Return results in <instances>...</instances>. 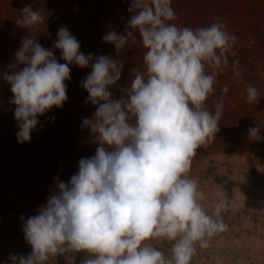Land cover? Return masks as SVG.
Here are the masks:
<instances>
[{"label": "clouds", "instance_id": "9594fccd", "mask_svg": "<svg viewBox=\"0 0 264 264\" xmlns=\"http://www.w3.org/2000/svg\"><path fill=\"white\" fill-rule=\"evenodd\" d=\"M128 11L124 33L102 36L118 50L138 33L146 49L143 70L132 69L120 98H112L110 88L120 80L124 63L80 52L66 26L53 44L64 63L26 36L15 52V63L23 67L3 75L15 106L18 143L31 140L39 116L66 102L69 64L91 66L81 86L86 103L96 106L82 121L97 145L95 155L81 158L68 183L58 182L38 214L24 220L31 253L10 255L12 264H46L65 253H72V260L83 253L80 264H191L198 249H208L227 229L226 200L209 212L202 203L208 197L189 173L197 150L219 130L223 99L214 111L205 101L215 93L216 78L229 65L238 38L223 22L195 29L169 23L176 16L172 0H131ZM41 23L44 17L31 4L16 20L28 30ZM231 65L239 77V61ZM246 94L249 103L262 95L252 85ZM259 132L257 126L248 129L250 137L259 139Z\"/></svg>", "mask_w": 264, "mask_h": 264}, {"label": "rangeland", "instance_id": "374dc122", "mask_svg": "<svg viewBox=\"0 0 264 264\" xmlns=\"http://www.w3.org/2000/svg\"><path fill=\"white\" fill-rule=\"evenodd\" d=\"M60 1L43 0L49 6L45 8V21L53 19L57 30L62 25L71 28L78 41L81 40L78 34H85L84 22L89 25L91 17L100 16L101 22L93 34L96 47L90 52L80 51L94 58L111 56L124 63L120 80L110 88L112 98H120V90L130 86L133 79L132 69L143 70L146 49L138 33L118 50L103 42L102 36L111 30L125 32L131 0H64L62 5ZM172 8L176 16L169 23L195 29L223 22L225 30L238 38L229 52L243 47L249 53L241 75H234L231 64L226 66L216 78L215 93L205 101L214 111L215 103L223 99L225 110L217 133H223L226 140L213 139L198 149L189 175L198 180L208 197L202 203L209 212L218 200H226L222 216L227 229L212 238L208 249H198L191 264H264V0H172ZM69 67L70 79L65 81L67 98L71 99V105L80 100L81 107L66 114L65 128L63 133L56 134L55 143L46 148L13 149L8 142L7 163L0 151V264H12L10 255L31 253L22 231L24 220L38 214L58 182L68 183L77 173L81 158L95 155L97 145L90 130L82 127L83 119L90 118L96 108L85 106L88 93L81 86L91 66ZM250 67L255 71L251 80L242 75L249 74ZM249 85L262 93L256 103L247 101ZM225 88L227 92L223 91ZM256 126L260 129L259 139L248 134V129ZM0 140L7 143L5 137ZM161 247L166 251V244ZM72 256L65 253L46 264H80L84 258L83 253L75 254L74 260Z\"/></svg>", "mask_w": 264, "mask_h": 264}, {"label": "trees", "instance_id": "16d2710c", "mask_svg": "<svg viewBox=\"0 0 264 264\" xmlns=\"http://www.w3.org/2000/svg\"><path fill=\"white\" fill-rule=\"evenodd\" d=\"M63 1L64 0L60 1L61 5L65 3V1ZM30 4L34 10L39 11L44 19H46L47 15L45 13V8H49V6L45 4L43 0H0V137H5L7 139V143L0 140V151L4 155L3 157L5 163H7L10 159V149L7 146L10 144L8 142L13 145V149L32 146H36L38 148H46L48 145L52 146L55 143L56 134L63 133V128H65L63 119L66 117V114L72 113L74 108L79 109L81 107L80 100L74 105H71V99L69 100L67 98L66 102H64L61 107H53L45 114L38 117L39 123L31 132V140L29 142H17L16 133L18 132V126L13 115L15 106L10 103L12 93L10 91V85L3 79V75L5 73L10 74L13 71H18L23 67V65H17L15 63V52L18 50L22 38L26 36L30 38L35 37L42 47L52 49L57 60L60 63H64V61L60 59L61 52L53 48L58 32V30L54 27L53 19L51 21L48 19L45 23H41L29 30L19 27L16 24V20L20 17V11ZM69 4L70 2L68 1L67 7ZM91 18L92 19L89 25H86L84 22L85 34H78L81 36V40L79 42L80 50L83 52L84 49L90 52L91 49L96 47L93 34L98 29L99 22H101V20L100 16H94ZM68 30L71 34H74V31L71 28H68ZM47 34L51 35L48 36ZM236 49L238 50L236 51L234 49V51L228 53L229 64H231L232 60H238L239 68L241 70L244 64L248 62L247 55H249V53H245L246 48L243 47ZM73 65L75 64H69V66ZM74 71H76V69H74ZM242 71L244 70H241V73ZM248 73L249 74L243 72L242 75L243 77H247V79L251 80V77L255 76V71L250 67L248 68ZM78 84H80V82H78ZM82 89L84 88L82 87ZM120 92L122 95V90H120ZM91 105V103H87L85 106ZM223 110H225L224 107ZM225 140L226 138L223 133H217V136L214 139L215 142H223ZM50 146L48 148H50Z\"/></svg>", "mask_w": 264, "mask_h": 264}]
</instances>
